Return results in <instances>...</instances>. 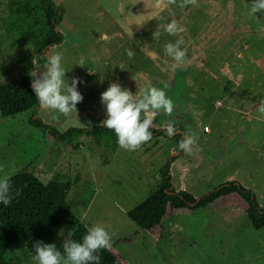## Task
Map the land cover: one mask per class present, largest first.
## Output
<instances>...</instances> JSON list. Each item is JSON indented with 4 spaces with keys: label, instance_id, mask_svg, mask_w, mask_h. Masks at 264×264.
<instances>
[{
    "label": "rangeland",
    "instance_id": "obj_1",
    "mask_svg": "<svg viewBox=\"0 0 264 264\" xmlns=\"http://www.w3.org/2000/svg\"><path fill=\"white\" fill-rule=\"evenodd\" d=\"M42 2L0 0V84L19 82L23 50L31 51L45 36ZM53 2L63 12L58 27L63 41L36 57L35 71L44 70L50 51H59L65 82L80 78L84 99L77 116H54L41 108L39 116L61 133L91 129L107 114L100 96L110 83L133 94L155 86L175 105L171 115L161 113L154 121L153 129L167 135L153 134L137 151L118 146L112 154L88 136L60 141L34 128L28 124L30 110L0 116V166L9 176L29 172L42 183L70 182L73 213L87 228L108 227L111 250L122 264H264V229L252 227L237 194L196 212L168 207L150 232L127 216L163 186L162 169L175 191L199 198L234 181L253 192L264 209V114L257 111L264 100V12L253 14L251 0H197L183 8L177 0L163 10L156 0ZM173 20L184 28L187 60L180 66L164 50L179 37L162 29L159 40L152 37L159 25ZM81 57L85 67L78 65ZM206 125L211 134L204 133ZM169 126L175 134L169 135ZM178 128L183 138L198 133L193 155L172 148ZM19 255L21 264H35L32 253Z\"/></svg>",
    "mask_w": 264,
    "mask_h": 264
},
{
    "label": "trees",
    "instance_id": "obj_2",
    "mask_svg": "<svg viewBox=\"0 0 264 264\" xmlns=\"http://www.w3.org/2000/svg\"><path fill=\"white\" fill-rule=\"evenodd\" d=\"M43 17L48 27L44 37L32 44V50H23L21 77L17 84H0V116L2 118L34 111L28 124L34 128L48 131L60 141H69L77 135L92 139L99 149L114 153L118 148L117 138L113 131L102 125L91 129L70 128L64 133L54 125L45 122L38 114L39 102L31 88L35 71L36 57L44 55L48 48L59 45L63 35L58 31L64 17L63 12L53 0H43ZM107 118V114L104 119ZM103 119V120H104ZM153 134L167 135V132L151 130ZM176 143L183 137L174 135ZM163 186L152 191L139 205L131 209L127 216L131 222L144 231H152L159 226L167 214L168 207L174 210L200 211L220 198L237 194L246 204L245 214L252 227L264 229V209L258 204L250 190L236 182H226L211 192L196 198L186 191H175L164 169L160 171ZM14 195L8 206L0 203V264H21L20 253L28 251L34 255L33 245L37 241L55 243L63 252V243L68 240L81 241L87 227L73 213V204L69 195L72 184L66 181L51 180L42 183L29 172H20L10 176ZM100 264H122L119 258L109 250H102Z\"/></svg>",
    "mask_w": 264,
    "mask_h": 264
},
{
    "label": "clouds",
    "instance_id": "obj_3",
    "mask_svg": "<svg viewBox=\"0 0 264 264\" xmlns=\"http://www.w3.org/2000/svg\"><path fill=\"white\" fill-rule=\"evenodd\" d=\"M177 0H156L158 8L176 4ZM197 0H181L178 5L183 8L188 4L196 5ZM251 12L253 14L264 12V0H251ZM168 35L178 36L175 42H168L164 50L176 66L186 63L187 56L182 48L185 41L180 35L184 28L176 20L166 25H159L157 31L152 33L153 39L159 40L162 32ZM129 59L133 58L134 52L126 49ZM63 55L59 51H50L43 64L44 70L37 73L33 71L31 76V88L39 102L42 111L54 116L65 118L77 116V105L84 99L78 91V85L83 81L78 77L71 78V83L65 82L66 70L62 65ZM80 67H85V58L78 61ZM91 74L92 72L89 71ZM101 103L106 107L107 118L101 122L102 127L113 131L118 146L126 151H137L151 141L153 132L150 129L157 128L154 123L156 118L164 113L171 115L174 110L173 100L166 91L155 86L141 88L135 94L120 84L110 83L107 90L100 96ZM257 111L264 114V100L258 105ZM169 135L175 134L172 126L167 129ZM198 133L189 132L179 142V149L186 155H193L198 151ZM12 192L11 178L0 166V203L8 206L14 195ZM110 227V226H109ZM112 235L108 227L100 224L92 225L87 229L81 241L68 240L63 243L61 252L55 243H34L35 264H100L102 250L112 247Z\"/></svg>",
    "mask_w": 264,
    "mask_h": 264
},
{
    "label": "crops",
    "instance_id": "obj_4",
    "mask_svg": "<svg viewBox=\"0 0 264 264\" xmlns=\"http://www.w3.org/2000/svg\"><path fill=\"white\" fill-rule=\"evenodd\" d=\"M218 103L221 104V102H218ZM204 125H205V124H204ZM206 126H207V125H206ZM207 127H208V126H207ZM208 128H209V127H208ZM181 130H182L181 128H178L176 133L179 135V134L181 133ZM204 133H205V134H211V128H209V130H208L207 132L204 131ZM177 134H176V135H177ZM180 135H181V134H180ZM177 145H178V144L173 145L172 148H174V146H177ZM174 151H175V150H173V152H174ZM174 155H176V153H173V156H174Z\"/></svg>",
    "mask_w": 264,
    "mask_h": 264
},
{
    "label": "built area",
    "instance_id": "obj_5",
    "mask_svg": "<svg viewBox=\"0 0 264 264\" xmlns=\"http://www.w3.org/2000/svg\"><path fill=\"white\" fill-rule=\"evenodd\" d=\"M203 131L207 132L208 131V127L207 126H204L203 127Z\"/></svg>",
    "mask_w": 264,
    "mask_h": 264
}]
</instances>
